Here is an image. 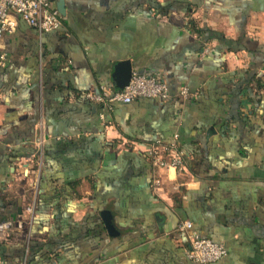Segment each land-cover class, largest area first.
Instances as JSON below:
<instances>
[{
	"label": "crops",
	"instance_id": "obj_1",
	"mask_svg": "<svg viewBox=\"0 0 264 264\" xmlns=\"http://www.w3.org/2000/svg\"><path fill=\"white\" fill-rule=\"evenodd\" d=\"M50 3L58 29L15 16L0 48V264H198L184 220L225 245L208 264H264V66L246 50L264 45V0ZM124 60L168 98L91 101ZM174 135L184 169L153 167L144 149Z\"/></svg>",
	"mask_w": 264,
	"mask_h": 264
},
{
	"label": "built area",
	"instance_id": "obj_2",
	"mask_svg": "<svg viewBox=\"0 0 264 264\" xmlns=\"http://www.w3.org/2000/svg\"><path fill=\"white\" fill-rule=\"evenodd\" d=\"M19 19L35 28L38 32H48L58 29L64 17L57 9L51 6L50 0H0V48L5 34L12 33ZM4 55H0V67L4 65ZM180 94L186 97L187 92L182 89ZM86 96L93 102L101 104L108 111L112 110L115 102L130 103L138 97L158 98L166 100L169 96L168 86L160 72H139L132 70L129 82L121 89L101 86L99 91H90ZM100 119H105L101 113ZM153 167L169 169L180 172L184 168L183 153L179 150L177 136L174 135L169 143L155 140L146 146L143 151ZM155 186L158 180L154 182ZM12 221L0 220V232L9 231ZM175 232L186 239V256L198 264L214 263L226 255L223 243L215 242L202 237L193 227L191 221L180 222Z\"/></svg>",
	"mask_w": 264,
	"mask_h": 264
},
{
	"label": "water",
	"instance_id": "obj_3",
	"mask_svg": "<svg viewBox=\"0 0 264 264\" xmlns=\"http://www.w3.org/2000/svg\"><path fill=\"white\" fill-rule=\"evenodd\" d=\"M59 12L62 13L63 9L59 8ZM131 72H132V68L128 61L124 60L119 63V65L116 68V77H117V83L119 89L123 88L128 84L131 76ZM101 218L107 232L110 235H114L116 231L112 222V213L110 211H103L101 213Z\"/></svg>",
	"mask_w": 264,
	"mask_h": 264
},
{
	"label": "trees",
	"instance_id": "obj_4",
	"mask_svg": "<svg viewBox=\"0 0 264 264\" xmlns=\"http://www.w3.org/2000/svg\"><path fill=\"white\" fill-rule=\"evenodd\" d=\"M188 26L192 29H194L195 33H202L203 32V29H198V28H195L191 23H188ZM205 31V30H204ZM204 33V32H203ZM211 34V33H210ZM246 50H248L249 53L251 54H257L259 56L258 59L254 58L252 59V61L254 63H256L255 65H263L264 66V45H257V47L255 49L251 48L250 46H247L246 47ZM250 54V55H251ZM252 57V56H251ZM260 85V84H258ZM183 160H184V156H183ZM184 165H185V160H184ZM184 169V168H183Z\"/></svg>",
	"mask_w": 264,
	"mask_h": 264
}]
</instances>
